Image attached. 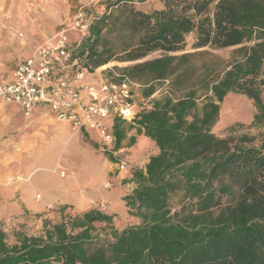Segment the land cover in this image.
<instances>
[{
  "label": "trees",
  "instance_id": "obj_1",
  "mask_svg": "<svg viewBox=\"0 0 264 264\" xmlns=\"http://www.w3.org/2000/svg\"><path fill=\"white\" fill-rule=\"evenodd\" d=\"M160 1L149 13L125 4L114 15L108 9L126 0H104L72 45L78 70L134 62L124 75L145 87L148 105L109 127L116 147L134 129L157 149L123 197L136 222L117 230L109 214L62 206L42 236L10 244L0 230V264H264V0ZM117 27L135 41L115 58L102 35ZM190 34L194 51L184 52ZM156 82L168 86L161 98L151 97ZM229 92L251 101L257 134L239 132L241 124L225 136L212 131Z\"/></svg>",
  "mask_w": 264,
  "mask_h": 264
},
{
  "label": "rangeland",
  "instance_id": "obj_2",
  "mask_svg": "<svg viewBox=\"0 0 264 264\" xmlns=\"http://www.w3.org/2000/svg\"><path fill=\"white\" fill-rule=\"evenodd\" d=\"M54 1L55 3L59 2L56 3V7L59 11L64 12L68 3L74 5L77 2V7L83 5L79 3L80 0ZM86 1L87 4L82 9L88 16H99L104 12V0ZM62 4L65 5L64 10ZM125 4L130 8L149 13L160 7L161 1L126 0V2L120 3L118 7H111L108 10H112L115 15L118 11L120 12ZM61 20L66 28L70 27L71 21L67 20L66 16H63ZM0 25H3L1 18ZM66 35L71 34L67 32ZM130 35L129 32H120L117 27L113 33H104L102 36L113 47L116 53L115 58H118L122 55L120 52L130 43L132 44L134 38H131ZM19 37L25 39L22 34H19ZM129 38H131L130 41H128ZM193 40L194 35L190 34L187 37L184 52L194 51L191 48ZM213 52L226 55L228 51L216 50ZM179 53L182 52L176 54ZM162 54L161 51H156L149 54L145 59L156 58ZM133 63L112 60L97 67L93 71L94 76L116 77V75L126 74L124 67ZM155 88L158 91L152 96L161 98L168 86L165 83L156 82ZM144 89L145 87L140 85L133 89V103L136 110L146 106V101L142 96ZM172 94L178 95L175 91ZM200 105L201 101L198 103V106ZM19 110L20 107L16 104L0 107V230L4 231L8 243L13 244L18 234L42 236L45 225H48L45 222L57 223L60 221L61 216L58 209L62 206L68 207L66 213L81 214L90 208L101 211L100 205L104 204L106 209L101 212L111 215L112 224L117 230L131 226L136 222L127 213L123 197L130 192L134 185L131 175L133 170L143 169L147 158L157 152L152 143L145 145L146 151L140 156L137 154L140 151L139 147L133 149L129 140L124 141L120 146L127 149L125 152L130 167L124 172H119L113 162L111 166L106 165L105 160H108L109 153L102 149L94 130L85 129L87 134H73L63 121L51 114L27 122ZM253 114L254 107L249 99L241 94L229 92L220 104L219 119L212 131L218 136H225L228 133V128L241 124L242 127L238 129L239 132L257 134L259 130L249 126ZM239 132L237 133L239 134ZM134 134L136 135L135 131ZM147 141L149 142L150 139ZM61 170L64 171V177H59ZM72 176H75L77 180L74 183L75 186L59 188ZM106 184H109V187L106 188ZM77 193L84 194L86 199L91 202L85 210L73 204L77 200ZM36 195L39 197L37 202L34 201ZM49 199H52L51 204L45 205ZM42 205H44L42 210L29 208H39Z\"/></svg>",
  "mask_w": 264,
  "mask_h": 264
},
{
  "label": "built area",
  "instance_id": "obj_3",
  "mask_svg": "<svg viewBox=\"0 0 264 264\" xmlns=\"http://www.w3.org/2000/svg\"><path fill=\"white\" fill-rule=\"evenodd\" d=\"M89 23L87 13L79 9L68 29L34 48L14 68L12 78L0 82V104H16L26 116L35 108L45 107L73 134L83 129L94 130L102 149L112 156L116 169L124 172L130 167L127 149L115 146V137L107 122L110 118L128 122L134 118L133 89L139 85L124 74L96 77L94 72L76 68L77 60L72 59L73 43L66 33L72 30L82 38L88 32ZM60 176H64L63 170ZM99 209L104 211L106 207L101 204Z\"/></svg>",
  "mask_w": 264,
  "mask_h": 264
},
{
  "label": "crops",
  "instance_id": "obj_4",
  "mask_svg": "<svg viewBox=\"0 0 264 264\" xmlns=\"http://www.w3.org/2000/svg\"><path fill=\"white\" fill-rule=\"evenodd\" d=\"M32 1L30 2V0H17L15 2L14 0H0V18L2 19L3 23V25H0V82L9 81L12 78L13 70L17 66V64L27 59L30 52L34 48L47 41L52 40L56 34L68 29L64 26V22L61 20L63 16H66L67 20L71 21L74 14L79 9L84 8V5L87 4L86 0H80L79 3L83 5H78V7L77 2L74 5H70L68 3V5L66 6V11L64 12L59 11L58 7H56V3L59 2L55 3L54 0H45L41 2H36L34 0ZM62 8L64 10V4H62ZM71 11L72 14L70 16ZM88 18H90V16H88ZM68 33L71 34L68 37L72 43L81 40V36L77 32L68 30ZM19 34H22L25 39L20 38ZM0 105V107L9 106L5 104ZM19 112L21 113V115H23V117H25L24 119L27 122L31 121V119H35L41 116L45 117L50 114L45 107L35 108L27 116L23 114L21 108ZM113 119L114 118H110L108 120L107 123L109 127L112 124ZM134 131V129H127L125 138L121 142V144L124 141H128L129 138L133 136L135 138V141L131 145V148L136 149L137 147H139L140 151H138L137 154L141 156L143 155L144 151H146L145 145H149L152 142H148V138L143 135H135ZM78 133L82 134L86 132L85 129H83ZM105 162L106 165L111 166V161L105 160ZM59 177L64 176H60L59 174ZM76 181L77 180L75 179V176H72V178H70L62 186H59V188H72L73 186H75L74 183ZM77 194V200L73 204L85 210L87 207H89L90 200L88 201L86 199V196L82 193ZM51 202L52 199H49L48 203L45 205H49L51 204ZM61 203L67 204L65 202ZM29 208L42 210L44 208V205L39 208Z\"/></svg>",
  "mask_w": 264,
  "mask_h": 264
},
{
  "label": "bare ground",
  "instance_id": "obj_5",
  "mask_svg": "<svg viewBox=\"0 0 264 264\" xmlns=\"http://www.w3.org/2000/svg\"><path fill=\"white\" fill-rule=\"evenodd\" d=\"M38 200H39V197L36 195V196L34 197V201L37 202Z\"/></svg>",
  "mask_w": 264,
  "mask_h": 264
}]
</instances>
